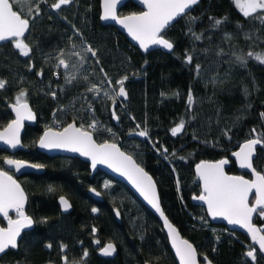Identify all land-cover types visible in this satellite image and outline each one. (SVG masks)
Masks as SVG:
<instances>
[{
    "label": "trees",
    "instance_id": "1",
    "mask_svg": "<svg viewBox=\"0 0 264 264\" xmlns=\"http://www.w3.org/2000/svg\"><path fill=\"white\" fill-rule=\"evenodd\" d=\"M99 1L93 0L96 14L85 28L78 16L88 7L87 0H70L60 9L51 7L58 0H32L24 6L21 15L30 20V30L21 41L28 45V55L15 48V40L0 46V79L6 82L0 89V129L11 120L7 106L17 101L21 91L26 93L22 100L30 104L36 117L42 113L48 117L57 113L56 105L64 106L92 85L107 86L105 83L111 81L107 87L110 93L114 88L118 91L115 81L126 76V97H116L115 103L105 98L97 110V98H86L93 115L86 107L77 114L79 120L71 112L56 124L63 128L75 121L77 127L83 124L88 130L95 119L100 131L92 133L94 140L115 143L152 176L164 213L193 244L199 258L207 257L213 264H264L257 252L255 260L247 258L253 249L242 235L210 224L203 209L190 203L200 194L194 166L203 160L225 158L229 160L226 172L240 174L230 156L249 139H261L253 167L264 173V63L255 59L257 55L264 57V10L244 17L234 0H201L162 34L174 45L171 53L142 54L114 27L100 25ZM14 10L19 6L14 4ZM139 12L128 2L119 15ZM217 19L223 21L218 26ZM79 45L90 46L96 58L85 52L88 59L84 66L60 81L63 90L59 95L53 67L59 59L67 61ZM188 55L193 57L191 64L186 63ZM196 65L200 66L199 74ZM72 77L71 83L66 82ZM181 121L183 129L173 136L171 129ZM44 125L37 120L35 127L25 129L22 142L29 152L20 154L21 160L45 169L41 176L19 179L36 229L24 234L17 250L2 256L0 263L63 264L66 256L68 264H175L158 221L125 186L101 173L89 179L87 164L77 159L47 158L32 152ZM140 131H147V136L140 137ZM3 157L0 151V166ZM98 177L107 180L105 186L96 180ZM89 187L101 193L103 202L87 196ZM60 196L72 204L69 215L59 213L56 200ZM114 209L120 214V223L114 218ZM253 222L264 229V217L258 214ZM109 242L117 248L113 260L98 254ZM61 245L66 246L64 251Z\"/></svg>",
    "mask_w": 264,
    "mask_h": 264
},
{
    "label": "snow or ice",
    "instance_id": "2",
    "mask_svg": "<svg viewBox=\"0 0 264 264\" xmlns=\"http://www.w3.org/2000/svg\"><path fill=\"white\" fill-rule=\"evenodd\" d=\"M32 0H0V41H6L10 38H20L29 29L30 20L22 18L21 13L26 5H30ZM146 3L147 11L140 14H132L119 20V23L127 29L128 34L139 42L141 48L147 50L150 45L162 46L164 49L171 51L174 48L173 43L165 39L161 33L170 24V22L182 17L193 5H196L199 0H142ZM70 0H58L52 4L53 9H60L62 5H67ZM117 0H104V14L101 17L103 20L116 19L115 8ZM244 17H249L256 13L258 9L264 10V0H236ZM14 4L19 6V10H14ZM28 12H32V8L28 7ZM39 3L36 4V16H39ZM35 19V16L32 17ZM223 21L215 20L218 26ZM191 31V29H189ZM195 39H201L196 36ZM16 49L21 51L24 56L28 55V45L21 40L14 41ZM91 58H96V52L90 46L84 49ZM252 54L249 53V56ZM88 56L81 54L80 67L84 66ZM241 62L243 57H237ZM260 63H264V57L257 55L255 57ZM193 57L188 55L186 63L191 64ZM95 63L99 64V60L95 59ZM65 69L69 67L65 59H59V65ZM76 67V65H72ZM200 66L196 65V73L199 74ZM103 72V68L100 69ZM37 75H42L37 73ZM106 75V74H105ZM75 79L66 78V82L71 83ZM87 79V77H85ZM127 77L117 79L115 84L118 86V91L114 88L112 93L105 91L103 95L115 103L116 97H126L124 88V81ZM111 83V81H109ZM6 82L0 79V89L5 87ZM89 92L97 91L96 85L88 88ZM55 97V93H52ZM26 96L24 91H21L16 98L17 103L13 105L16 113L14 119L8 126L0 132V141H4L12 148L19 144V130L21 122L25 119H33V113L29 109L28 104L21 103V100ZM189 105L192 102L191 93L188 95ZM63 110V109H61ZM114 112V109H113ZM264 118V113H261ZM93 131H100L95 119L88 125ZM184 127V122L171 129L173 136H176ZM110 132V129H104ZM255 129H253V132ZM140 137H146L147 131H140ZM261 144L260 138L249 139L240 146V150L233 152L239 160L241 168L251 169L254 179H245L243 176H229L223 170V165L227 160H220L215 163L201 161L196 165V172L199 179L202 181V192L194 199L202 201L207 205L208 213L213 217H223L229 224L239 225L247 229L251 234V240L258 243L259 251L264 253V235H260L264 229L254 227L251 219L254 213L259 209V215L264 216V173L257 171L251 162L255 146ZM41 148H65L72 152H79L81 155L91 157L92 165L95 167L97 163L108 164L109 167L114 168L115 171L120 172L126 176L135 187L140 191L143 197L152 205V207L163 216L158 203L155 184L149 174L137 164L131 155H126L122 152L115 143H109L105 140L103 143H96L93 139L91 131L86 130L85 126L81 124L77 127L75 121L68 123L62 130L54 131L51 127L48 128L39 139ZM166 152L167 149H164ZM8 166H14L16 171L23 168L24 162L6 159L4 161ZM36 167V166H34ZM255 192V205H249V196ZM62 203L67 205V201L61 198ZM25 196L20 185L13 179L7 171L0 169V215L7 218V227H0V254H4L8 249H16L18 247V237L21 236V230L33 224V220L25 214L24 208ZM9 210H14L17 216L16 219L9 217ZM95 213L97 209L93 208ZM118 215V213H117ZM164 224L167 226L171 235L172 244L175 248L176 254L179 257L180 264H197V254L193 245L186 239H180L177 230L170 224L167 218H164ZM95 233L96 229L93 228ZM98 244L99 241H96ZM51 248V245H47ZM65 245H61V251H64ZM102 254L110 256L115 252V246L108 243L101 249ZM255 249L247 252L248 257L255 260ZM88 253L85 251L83 256L86 257ZM205 260L207 258L205 257ZM63 264H68L67 257H62ZM208 264H211L208 261Z\"/></svg>",
    "mask_w": 264,
    "mask_h": 264
},
{
    "label": "water",
    "instance_id": "3",
    "mask_svg": "<svg viewBox=\"0 0 264 264\" xmlns=\"http://www.w3.org/2000/svg\"><path fill=\"white\" fill-rule=\"evenodd\" d=\"M200 1L201 0H199V2L197 4H199ZM128 2H131L132 4H134L140 10L139 13H136L137 15L140 14V13H142V12L147 11L146 3L142 2V0H117L116 8H115L116 19L115 20H113V19L103 20V19H101V17L104 14V0H100L99 1V17H98V20H99L100 25L114 27L120 34H122L125 37V39L127 40V42L132 47H134L135 49H137L142 54H147V53L152 52V51H160V52H162L164 54L171 53L172 50L169 51L167 49H164L162 46H157V45H150L149 48L147 50H145V49H143V48L140 47L138 41L134 40L128 34L127 29L124 28L123 25H121L119 23V20L120 19H123L126 16L132 15V14L119 15L120 10ZM192 7L189 10H186V13L183 14L182 17L184 15L188 14L190 12V10L192 9ZM182 17H180V18H182ZM180 18H177L176 20L170 22V24L163 30V32L161 33V35L166 30H168L172 26H174L175 23ZM29 28H30V24H29ZM29 30L30 29H28L25 32V34L22 37H20V38H10L9 40H6V41H0V46L6 44L9 41H14L16 39L22 40V39L26 38V36L29 33ZM21 103H25V102H21ZM26 103L28 104L29 109L33 113V117L34 118L31 119V120L25 119V120H23L21 122V127H20V130H19V144L17 145V147L12 148L8 144H6L4 141H0V150L3 151V152H5L8 155L7 157H5L2 160V170L7 171L8 174L11 175L13 177V179L20 185L21 189L24 192V196H25L23 211L25 212V214L27 216H29L33 220V218L29 214H27V212H26L27 206H28V196H27L25 190L23 189L22 185L19 183L18 178H20L22 176H25V175H42L44 173V168H42L41 166L32 164V163L23 161L25 166L23 168H21L19 171H16L15 168H14V166L10 167V166H8L4 162L6 159H13L12 157L15 154H17L18 152H28V148H26L23 145V143H22V136L24 134V131H25V128L26 127L32 128V127H35L36 126V124H37V117H36L35 112L32 110L30 104L28 102H26ZM13 105H15V104L14 103L9 104L8 107H7L8 111L11 114V117H12L11 120L8 122V124L11 123L14 119H16V113H15V111L13 109ZM113 122L114 123L116 122V118L113 119ZM8 124L4 128L0 129V132H2L8 126ZM46 130L47 129H45L41 133V135L39 136V138H38V140H37V142L35 144V151H37L38 153H40V154H42L44 156H47L49 158L63 157V158L77 159L80 162H83V163L87 164L88 171H89V179H92L96 174L101 173V174L109 177L110 179L114 180L115 182H118V183L122 184L123 186H125L127 188V190L140 202V204L148 212H150L155 217V219L158 221V223H159V225L161 227L162 233H163V235H164V237L166 239L168 249H169V251H170V253H171V255H172L173 259H174L175 264H180L179 257L177 256L176 251H175V248H174V246L172 244L171 235L169 233V230H168L167 226L164 224V218L166 217L167 220L170 222V224L177 230V233H178V236H179L180 239H185V238L182 237V235L179 232L178 228L171 223V221L168 219V217L164 213L163 208L161 206V201H160V197H159V193H158V189H157V185H156L155 180L152 178L153 179V182L155 184V189H156V194H157V198H158L159 207H160L161 211L164 214L163 216H161L160 213L157 212L152 207L151 204H149V202L143 197V195L140 193V191L135 187V185H133V183L126 176L122 175L120 172L115 171L114 168L109 167L108 164H100V163H97L95 165V167H93L92 161H91V157L81 155L79 152H72V151H70L68 149H65V148H41L40 145H39V139L44 134V132ZM60 130H62V129H60ZM54 131H56V130H54ZM93 139H94V137H93ZM240 146L234 152L239 151L240 150ZM260 146H261V144L255 146L254 153H253V157H252V160H251L252 164H253V162H254V160L256 158L257 148L260 147ZM117 147L122 152H124L118 145H117ZM125 154L128 155L127 153H125ZM230 159L234 163V165L236 167V170L240 174H228L226 172V168H227V166L229 164V160H227V159L224 158L223 160H227V163L225 165H223V170H224V172H225L226 175H229V176H243L241 174H247L249 176V178L243 176L245 179H249V180L254 179V176L252 175L251 169L241 168L240 165H239V160L235 156H233V153L231 154ZM13 160H16V159H13ZM133 160L135 161L134 158H133ZM18 161H22V160H18ZM203 161L215 163V162H218L220 160H217V161L203 160ZM200 162H198L197 164H199ZM196 165L194 166L193 171H194V174H195V176L197 178V183L199 185V190H200V194H201V192H202V186L203 185H202V181L199 179L198 173L196 172ZM34 166H36V167H34ZM149 176H151V175L149 174ZM86 194H87V196L91 200H93L96 203L103 202V197H102L101 193L99 191H97L93 187H89L87 189V191H86ZM194 197H196V196H194ZM194 197H192L191 200H190L191 205L202 208L203 211H204V214H205V216H206V218H207V220H208V222L210 224L223 226L229 232L238 233V234L242 235L246 240H248V242L250 243V245L252 246V248H254L257 251V253H259L260 256H262L264 258V253H262V252L259 251V245H258V243H254L251 240V234L247 231V229L242 228L239 225L229 224L228 221L226 219H224L223 217H215V218H213L208 213V211H207V205H206V203H204L202 201H199V200H196V199H194ZM61 198H63L64 201H67V205L68 206H65V204L62 203ZM251 199H253V201L250 203V200ZM56 204H57V207H58V210H59L60 215L66 216V215H69L72 212V208H73L72 207V204H71V202L65 196L58 197L57 200H56ZM249 205L250 206H254L255 205V192H254V190H253V192L249 196ZM117 213H118V215H117ZM258 213H259V209H258V211L256 213L253 214L252 219H251V223L253 224L254 227H257V228H259V227L257 225H255L253 221H254V219H255V217H256V215ZM113 215H114V218H115L116 222L117 223H120L121 217H120V214H119L118 210L114 209L113 210ZM9 217H11L12 219H16L17 218L14 210H9ZM0 227H7V218L3 217L2 215H0ZM34 229H35V223H34V220H33V224L31 226H29V227L24 228V229L21 230V236L18 237V243H19L21 237L25 233H28V232H30V231H32ZM259 234L260 235H264L263 232H261ZM109 243H111V242H109ZM107 244L108 243H106L103 247H105ZM17 248L16 249H8V250H6V252L4 254H0V258L2 256H4L6 253H8L9 251H16ZM101 249L98 251V254L101 257H103L104 259L113 260L117 256V248H116V246H115V252H113V254L110 255V256L103 255ZM196 254H197V264H208V261H210L207 257H206L207 260H205V257L199 258V254H198L197 250H196ZM247 258H252V257H248L247 256ZM0 264H2V263H0ZM144 264H150V263H144ZM211 264H213V263H211Z\"/></svg>",
    "mask_w": 264,
    "mask_h": 264
},
{
    "label": "rangeland",
    "instance_id": "4",
    "mask_svg": "<svg viewBox=\"0 0 264 264\" xmlns=\"http://www.w3.org/2000/svg\"><path fill=\"white\" fill-rule=\"evenodd\" d=\"M71 1H73V0H71ZM87 1H88V7L85 8V11H82L83 13L81 12L80 16H78L80 18L84 28L86 27L85 25H90L92 23L94 15L96 14L95 10L93 9V0H87ZM234 2L236 4L238 10L240 11V13H242V11L240 10V7L236 3V0H234ZM240 2L243 3L244 0H240ZM259 10L260 9H258L257 11H259ZM86 48L87 47H83V46L79 45L78 48L74 49L73 54L66 61V63L69 64V67L67 69H65L63 66H58L59 62L56 64V66L53 67V70L55 69V70H57V72H59V74H58L59 75V81H58L59 85H58V89H57V94L60 95V92L63 90V86L61 85L60 81L62 79H65V77H67L68 75L71 76L74 72H75V74L78 73L79 68H81L80 65H78L81 63V54L85 55L84 49H86ZM72 65H76V67H72ZM60 73H62V78H61ZM105 84H107V86L102 85V84L96 86L97 91L99 92V95H97L96 92H89L88 88H87V89L80 91L75 96H73L69 101H67V103L64 106L60 107L59 104L56 105L57 108L59 107V110L57 111V113L53 112L48 117L45 115H42L43 113L37 114V120L45 123L43 130L48 129L50 127L54 130H57L54 127V125L56 123H59L60 118L67 113L73 112L75 115V118L79 120V117H76L77 114L84 112L86 107L88 106V105L86 106V104H87L86 98H97L96 103H95L96 110H97L98 106H100L101 100H104L105 98H107L103 95V93L105 91L110 93V88H107V87H109L108 86L109 83H105ZM83 91H84V93H83ZM48 98L50 99L49 95H48ZM52 101L54 102L55 100H52ZM21 102H24V100H21ZM16 103H17V101L14 104H16ZM61 109H63V110H61ZM88 130L91 131L92 133H95V131L90 130L89 127H88ZM112 137H114V136H112ZM112 141H114V140H112ZM32 150H35V149L33 148ZM14 158L18 159L19 157H18V155H15ZM96 180L100 183V185L104 184V186L107 182V180L104 177L103 178L98 177Z\"/></svg>",
    "mask_w": 264,
    "mask_h": 264
},
{
    "label": "flooded vegetation",
    "instance_id": "5",
    "mask_svg": "<svg viewBox=\"0 0 264 264\" xmlns=\"http://www.w3.org/2000/svg\"><path fill=\"white\" fill-rule=\"evenodd\" d=\"M7 107H8V106H7ZM8 112H9V111H8ZM9 114H10V113H9ZM10 116H11V114H10ZM11 118H12V117H11ZM26 128H28V127H26ZM26 128H25V129H26ZM22 143H23V142H22ZM23 145H24V144H23ZM25 147H26V146H25ZM26 148H27V147H26ZM34 149H35V147H34ZM0 151H1V150H0ZM2 152H3V151H2ZM28 152H29V149H28ZM28 152H18L17 154H15V155H18V157H19V158L16 159V160H21V159H20V158H21V156H20L21 153H25V154H26V153H28ZM32 152H33V153H35V152L38 153V152L35 151V150H32ZM4 154H5V157L8 156L5 152H4ZM38 154H40V153H38ZM15 155L12 157L13 159H15V158H14ZM41 155H42V154H41ZM5 157H3V159H4ZM46 157H47V156H46ZM47 158H49V157H47ZM3 159H2V160H3ZM22 161H24V160H22ZM26 162H27V161H26ZM29 163H30V162H29ZM32 164H34V163H32ZM35 165H38V164H35ZM38 166H41V165H38ZM41 167L44 168L43 166H41ZM0 169H2V164H1V166H0ZM44 173H45V169H44ZM44 173H43V174H44ZM43 174H42V175H43ZM25 176H28V175H25ZM38 176H41V175H38ZM22 177H23V176H22ZM20 178H21V177H20ZM20 178H18V181H19ZM19 183H20V182H19ZM23 189H24V188H23ZM28 206H29V199H28ZM28 206H27V210H28ZM27 210H26V212H27V214H29ZM29 215H30V214H29ZM30 216H31V215H30ZM31 217H32V216H31ZM32 218H33V217H32ZM33 220H34V219H33ZM34 223H35V221H34ZM35 229H36V223H35ZM30 232H31V231H30ZM25 234H26V233H25ZM21 238H22V237H21ZM20 240H21V239H20ZM19 242H20V241H19ZM18 244H19V243H18Z\"/></svg>",
    "mask_w": 264,
    "mask_h": 264
},
{
    "label": "built area",
    "instance_id": "6",
    "mask_svg": "<svg viewBox=\"0 0 264 264\" xmlns=\"http://www.w3.org/2000/svg\"><path fill=\"white\" fill-rule=\"evenodd\" d=\"M53 75H54L53 77H54L55 80H58L59 79L57 70L54 71ZM51 97H53L52 94H51ZM93 99H96V98H93ZM87 113L90 114V115H93V108H91V106L89 104L87 106ZM54 127L58 128L59 127V124H55ZM110 133H112V132H109V134ZM262 217H264V216H262Z\"/></svg>",
    "mask_w": 264,
    "mask_h": 264
}]
</instances>
